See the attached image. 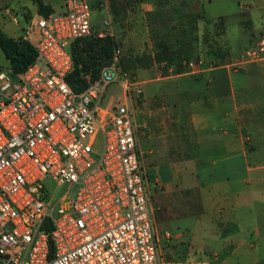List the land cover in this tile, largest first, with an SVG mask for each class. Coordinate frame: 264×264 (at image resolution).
<instances>
[{"label":"built area","instance_id":"obj_1","mask_svg":"<svg viewBox=\"0 0 264 264\" xmlns=\"http://www.w3.org/2000/svg\"><path fill=\"white\" fill-rule=\"evenodd\" d=\"M90 29L88 1L62 0L21 27L16 38L35 50L26 67L0 69V264H162L159 242L170 233L155 228L126 76L122 101L99 106L119 74L118 48L81 90L65 79L70 42ZM263 58L261 35L223 66ZM185 65L196 72L202 59ZM46 179L64 190L55 195Z\"/></svg>","mask_w":264,"mask_h":264},{"label":"crops","instance_id":"obj_2","mask_svg":"<svg viewBox=\"0 0 264 264\" xmlns=\"http://www.w3.org/2000/svg\"><path fill=\"white\" fill-rule=\"evenodd\" d=\"M14 2L20 31L31 19L62 9V0ZM246 5L252 44L264 34V0ZM147 71L138 68L134 77ZM154 78L157 98L175 94L168 84L184 91L187 116L179 125L178 117L161 115L157 133L139 147L146 180L157 181V232L168 230L173 242L186 244L187 264H264V58L223 78L205 66Z\"/></svg>","mask_w":264,"mask_h":264},{"label":"rangeland","instance_id":"obj_3","mask_svg":"<svg viewBox=\"0 0 264 264\" xmlns=\"http://www.w3.org/2000/svg\"><path fill=\"white\" fill-rule=\"evenodd\" d=\"M14 1L0 0V5L5 3L6 8L18 20L17 24L13 23L4 9L0 10V29L7 35L20 34L19 27L22 24V19L18 12H15ZM26 1L28 4H32L31 0ZM99 1L105 9L97 5V0H88L92 23L90 30L93 33H101L98 35L111 32L119 50V57L123 56L125 60L130 59L135 64V66L123 68L120 66L119 60L117 61L116 66L119 74L105 86L99 106L104 107L110 96L114 97L116 103L122 101L120 80L126 76L127 82L130 83L127 93L131 99L133 116L137 120L135 132L138 149L140 146H147L150 143V137L157 133V121L161 120V115L168 114L178 117L179 125L185 123L187 118L184 107V91H177V88L168 84L167 91L172 90L175 94H166L163 99L157 98L155 94L159 82L154 78L157 74L173 73L174 68L178 65L182 67L181 70L185 68L184 71H186V62L198 55L202 58V66L209 67L212 75L223 78L227 71L232 70L224 67L223 64L235 55L234 53L250 45V21L246 8L248 0ZM237 9L240 10L233 13ZM207 17H211L213 20L220 17L221 28L218 29L211 22L207 24L205 21ZM186 32H190L189 35ZM205 32L208 34L206 35ZM183 35L186 37L183 38ZM206 36L212 44L215 41L213 45L218 46L216 53H222L223 62L216 63L215 56L217 54L207 52L208 47L204 40ZM189 38L191 41L188 45L187 39ZM175 41L180 44L181 49L178 50L176 47L178 44ZM187 48L193 51L189 56H185ZM173 54L176 58L173 57L170 61L169 58ZM6 67H8V60L0 48V69ZM138 68H147L148 71L136 78L134 75ZM86 74L88 77L90 76L89 73L84 75ZM135 79L139 83H131ZM177 103H183V105L174 107V104L177 106ZM172 124L171 126H175L178 123ZM98 148L99 137L96 145V149ZM147 182L152 206H157L155 199L157 181L150 182L148 180ZM44 185L55 195L61 193L65 188V185L56 186L55 182L50 179L44 180ZM156 213L157 210L154 209L155 228L159 230ZM159 250L162 264H187L185 261L187 248L184 242L175 243L170 238L161 237Z\"/></svg>","mask_w":264,"mask_h":264},{"label":"trees","instance_id":"obj_4","mask_svg":"<svg viewBox=\"0 0 264 264\" xmlns=\"http://www.w3.org/2000/svg\"><path fill=\"white\" fill-rule=\"evenodd\" d=\"M39 5L42 6L40 2ZM191 18L193 17L191 16ZM205 21L207 24L211 22L212 25H214L218 29L221 28L220 17H217L215 20H213L211 17H207L205 18ZM189 33L190 32H186L187 35H189ZM205 34L207 35L208 33L205 32ZM184 37L186 36L183 35V38ZM187 40H188L187 44L189 45L191 39L189 38ZM204 40L206 46L208 47L207 52H211L212 54H215L216 50L218 49V46L216 44L213 45L215 41L212 44L209 41L208 36H206ZM175 43L178 44L177 41H175ZM176 47L178 48V50L181 49L180 44L176 45ZM0 48L8 60V66L13 72L22 71L26 67V65L33 59L35 55V50L30 43L20 40L18 38L8 36L1 29H0ZM114 48H117V45L112 35L108 33L98 35L97 33H93L90 30V33L81 37L74 38L70 42V53L72 57L73 66L72 69L65 76V79L67 83L71 86V88L74 91H79L85 86L86 84V80L84 78L85 73H89L90 79L96 77L100 67L104 64H107L111 60ZM191 53H193V51L187 48L185 56H189ZM173 57H175L174 54L170 56L169 60L171 61ZM199 58L201 57L195 55L192 59L189 60H198ZM118 60L120 66L123 68L129 66H135V64L130 59L125 60L123 56L119 57V53L117 56V61ZM215 60L216 63L223 62L224 58L222 57V53L217 54L215 56ZM181 69L182 67L178 65L177 67L174 68L173 73L184 72L185 68L184 70ZM223 77H225V75H223ZM48 227L50 226L48 225L47 221H44L42 228L46 229ZM49 248L51 252L52 251L51 243H49Z\"/></svg>","mask_w":264,"mask_h":264}]
</instances>
